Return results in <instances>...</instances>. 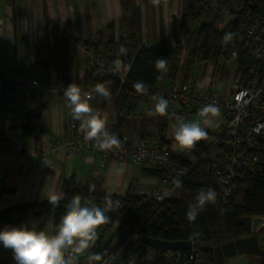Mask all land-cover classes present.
<instances>
[{
  "label": "trees",
  "instance_id": "obj_1",
  "mask_svg": "<svg viewBox=\"0 0 264 264\" xmlns=\"http://www.w3.org/2000/svg\"><path fill=\"white\" fill-rule=\"evenodd\" d=\"M207 0H192L183 10L180 20H176V30H183L185 35L196 37L197 46L191 50V56L198 57L201 62L213 61L219 65L229 55L235 42L239 40L244 26L239 18L229 24L224 31L214 29V18L210 22H200L202 17L211 13L205 9ZM261 1L258 0L261 7ZM123 14L120 22L125 24L127 34L121 35L118 39L111 36L106 42L96 43L90 39L70 38L59 27L58 23L46 16V24L53 34L54 40L45 46L44 50L37 49L36 62L46 72H55L56 80L67 86L76 83L81 88L91 90L96 83H104L111 92V98L105 101L101 97L92 100L96 111L101 115L103 112L112 110L116 113V122L112 125L111 131L123 133L125 128L133 127L135 120L132 114L139 100L148 99L149 95L157 91L158 81L164 72H159L154 66L155 60L167 58L168 71L167 79L174 81L181 69L178 66L176 55L183 52L177 32L173 35V40L169 37H162L160 41L151 45L142 43L141 40V11L134 4V0H122ZM200 22L199 25H196ZM114 22L109 23V28H114ZM225 32H232L234 40L227 46L222 45V37ZM77 44L84 48H94L101 52L102 44L108 47V52H113L115 57L129 66L127 71V82L122 84L112 77H101L90 72H86L81 79L75 72L78 66L79 55ZM126 49V55H120L119 49ZM239 60L242 67L249 62L246 55L239 53ZM194 61L188 62L186 70H190ZM186 63L182 65L185 67ZM143 83L148 87V94L142 95L137 92L135 85ZM45 104H40L28 110L24 132L27 137H36L41 126V114ZM167 117L160 116L157 125V137L162 138L167 128ZM147 117L139 120L140 139L149 142L152 132L149 128ZM2 134H0L1 136ZM143 171L149 175L161 176L162 169L146 166ZM231 187V193L225 197L224 191ZM212 188L217 193V204L207 205L205 210L200 212L194 223H189L186 219L188 205L194 202V198L200 189ZM65 193V199L58 207L50 206L45 201L31 200L16 204L0 211V222L12 221L13 226L22 224L30 215L33 218H43L53 215L54 224L60 222L66 208L65 204L73 195H80L82 202L85 198L94 202L95 205L103 208L105 196L97 192H91L87 183H79L71 176L64 178L61 190ZM115 204L108 213L111 222L102 226L99 230L105 232L115 222L119 224L121 237L118 246L124 248L128 255L130 252H139V260L142 264H165V250L146 244L143 247H136L129 237L136 230L144 236L161 240H189L202 245L216 246L237 238L247 237L251 234L252 220L254 217L264 216V175H246L243 178L232 180L227 184L223 177L208 172L204 162H199L186 176L182 188L174 198L166 199L163 202H156L140 195L135 191H129L125 195L111 196ZM200 235L192 238L193 231ZM149 250H155L152 260H146L145 255ZM199 259L204 261H214L212 254L201 252ZM202 260V261H203ZM197 262H195L196 264Z\"/></svg>",
  "mask_w": 264,
  "mask_h": 264
},
{
  "label": "crops",
  "instance_id": "obj_2",
  "mask_svg": "<svg viewBox=\"0 0 264 264\" xmlns=\"http://www.w3.org/2000/svg\"><path fill=\"white\" fill-rule=\"evenodd\" d=\"M218 1L226 2L232 9H236L239 3V0ZM191 2L192 0H168L167 6L155 7L149 0H134L135 6L141 11L142 43L151 45L162 37L173 40V35L177 32L184 50L176 58L184 73L189 71L182 67L186 63L182 59L187 54L182 35H187L181 29L176 30V20L181 19L179 12ZM79 10H82V15ZM122 14V0H0V79L11 81L25 77L37 78L42 85L55 81L54 72L48 73L36 65L37 49L43 51L54 40L51 29L46 24L47 15L70 38L104 43L108 39L104 40V36L100 37L99 34H108L110 22L115 24L113 36L118 39L116 18L120 19ZM127 33L125 28L124 34ZM83 48L78 50L79 62L75 68L81 79L86 73ZM191 57L194 61L195 57ZM162 74L159 81L164 76L166 85L170 81L167 73ZM90 103L95 109L94 103ZM40 104H45V107L38 135L27 137L23 127L27 112ZM141 116L143 115L133 116V127L124 130L132 139L141 138L138 127V118ZM101 117L110 129L117 118L112 110L103 112ZM144 117L150 122L151 143L157 138L160 116ZM74 122L79 127L80 122L69 115L65 97L55 96L43 87L29 86L23 92H16L0 101V211L31 200L45 201V193L60 191L63 179L71 176L79 183H88L91 192L104 196L125 195L129 191L136 192L140 184L157 182L158 176L143 171L148 165L132 166L112 155L101 160L102 155L98 151L84 153L72 152L63 146L54 148L56 140H64L71 134ZM23 223H28L37 230L51 231L55 226L53 215L43 218H33L30 215ZM13 224L10 220L0 222V229ZM120 237L119 224L115 222L105 232H101L95 245L97 253L104 257L107 253L114 252L116 263L128 260L133 251L126 255L124 248L118 246ZM6 257L9 264H14L10 250L6 252Z\"/></svg>",
  "mask_w": 264,
  "mask_h": 264
},
{
  "label": "built area",
  "instance_id": "obj_3",
  "mask_svg": "<svg viewBox=\"0 0 264 264\" xmlns=\"http://www.w3.org/2000/svg\"><path fill=\"white\" fill-rule=\"evenodd\" d=\"M239 0L236 9L226 2L207 0L205 9L216 14L214 29L224 31L229 24L237 19L244 23L239 40L234 43L231 52L219 65L213 61L201 62L198 57L189 72L181 71L174 81H170L160 89L161 96L169 101L167 128L162 138L157 137L147 142L132 139L120 132L114 134L122 144V150L101 152V160L114 156L117 160L128 162L132 166L148 165L162 169L157 182L140 184L136 193L148 199L163 202L174 198L182 188L189 172L199 162H204L205 169L223 177L227 184L246 175H264V0ZM77 48L82 46L77 44ZM86 72L101 77H112L124 84L127 74L123 77L113 73L114 61L118 59L113 52L102 53L94 48H83ZM239 53L246 55L248 64L242 67ZM55 73V72H54ZM86 74V73H85ZM42 85L37 78H20L16 80L0 79V101L11 97L16 92H23L29 86L43 87L55 96H64L66 86L56 80ZM205 85L204 89L200 85ZM84 91H91L82 88ZM149 95L148 99L151 100ZM92 102V101H91ZM207 103H216L222 111V123L219 128L207 129L209 137L201 141L191 152L173 151L171 138L172 126L177 123L176 117L193 120L192 115ZM66 147L72 152L97 151L91 144L83 141L82 133L74 122L71 134L64 140H56L54 148ZM179 179L181 184L176 186ZM232 191L227 187L224 196ZM109 195L105 196L106 198ZM144 235L136 230L128 241L136 247H143ZM199 244V243H198ZM123 248V247H122ZM97 246L91 249L97 253ZM0 245V264H9L6 252ZM201 250L197 253L181 252L172 248L166 249L165 264H195L199 260ZM155 250L146 252V260H152ZM114 252H109L103 261L94 264H142L139 252L133 251L126 261L114 262ZM84 257H77L76 264H84Z\"/></svg>",
  "mask_w": 264,
  "mask_h": 264
},
{
  "label": "clouds",
  "instance_id": "obj_4",
  "mask_svg": "<svg viewBox=\"0 0 264 264\" xmlns=\"http://www.w3.org/2000/svg\"><path fill=\"white\" fill-rule=\"evenodd\" d=\"M155 6H167L168 0H149ZM235 38L234 33L225 32L222 37V45L227 46ZM120 55H126V49H119ZM154 66L159 72L168 71L167 58L158 57ZM129 70V66L122 60L116 59L112 71L123 77ZM137 92L142 95L148 94V87L143 83L135 85ZM201 84L200 88L204 89ZM66 107L72 119L79 121V131L82 133L83 141L91 144L97 151L108 152L122 150L120 140L106 127V121L96 111L90 101L101 97L105 101L110 100L111 92L104 83H96L91 91H84L76 83H70L64 90ZM154 110L148 112L149 116L169 115V101L163 96H151ZM177 123L172 126L171 138L173 140V151L191 152L201 141L209 137L207 129L219 128L222 123V111L218 104L207 103L198 111L196 120H186L182 116L176 117ZM179 187L181 181H175ZM50 206L58 207L65 199L63 191H52L44 194ZM111 195L106 198L103 208L85 198L82 202L80 195H73L65 204L66 211L60 222L51 231L37 230L30 227L28 223L19 226H5L0 229V245L10 250L14 264H76L77 257H84V264H94L103 261L100 253L92 252L99 239V229L111 222L108 213L115 204ZM217 204V193L214 189H200L194 202L188 205L186 219L194 223L200 212L207 205ZM200 235L193 231L192 238Z\"/></svg>",
  "mask_w": 264,
  "mask_h": 264
},
{
  "label": "water",
  "instance_id": "obj_5",
  "mask_svg": "<svg viewBox=\"0 0 264 264\" xmlns=\"http://www.w3.org/2000/svg\"><path fill=\"white\" fill-rule=\"evenodd\" d=\"M144 242L164 250L172 248L186 253H197L201 250L212 254V259L216 262L223 261L226 257L239 253L261 254L264 253V216L253 218L249 236L237 238L216 246L202 245L189 240H161L149 236L144 237Z\"/></svg>",
  "mask_w": 264,
  "mask_h": 264
},
{
  "label": "rangeland",
  "instance_id": "obj_6",
  "mask_svg": "<svg viewBox=\"0 0 264 264\" xmlns=\"http://www.w3.org/2000/svg\"><path fill=\"white\" fill-rule=\"evenodd\" d=\"M84 12L86 13L85 9H83ZM80 11V15H82V10H79ZM182 12H179V16H182ZM214 14L211 12V13H207L205 14L202 19H201V22L203 21H206V22H210L211 19H213L214 17ZM118 17H119V14H118ZM116 27H117V34H118V38L125 33V24H122L120 22V19L116 18ZM110 30V29H109ZM107 30L108 34H105L104 35L102 34H99L100 37H103V39H109V37L115 35V28L111 29V31H114V33L110 34L111 31ZM193 35V34H192ZM192 35H189L188 37L187 36H184L182 35L183 37V43H185V47H187V54L183 57L182 61L183 62H186V66L184 68L187 67V64L188 62H190V60L192 59L191 57V50H193V48H195L197 46V42H196V37L192 36ZM106 42V41H105ZM109 51L108 47H102L101 48V52L102 53H107ZM163 75V74H162ZM165 77L163 76L161 78V80L159 81L158 85H157V91L155 92V96H161V93H160V89L163 88L165 86ZM154 101L151 99H144V100H139L137 101L136 103V108L133 112V114L131 115L132 118H134L133 116H140V115H143L141 116V118H144V115H148V112L151 111V110H154ZM158 116V115H157ZM141 118H138V120H140ZM192 118L193 120H196L198 118V115L197 114H194L192 115ZM144 185V184H142ZM99 231V237L101 235V231ZM203 259H199L197 261L196 264H264V253H261V254H249V253H239V254H235V255H232V256H229L227 257L225 260L223 261H220V262H216V261H202Z\"/></svg>",
  "mask_w": 264,
  "mask_h": 264
}]
</instances>
